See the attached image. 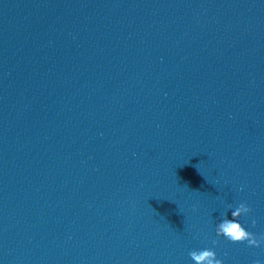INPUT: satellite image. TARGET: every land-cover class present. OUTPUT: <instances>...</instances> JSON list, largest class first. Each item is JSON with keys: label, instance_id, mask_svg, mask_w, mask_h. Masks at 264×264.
<instances>
[{"label": "water", "instance_id": "95a60500", "mask_svg": "<svg viewBox=\"0 0 264 264\" xmlns=\"http://www.w3.org/2000/svg\"><path fill=\"white\" fill-rule=\"evenodd\" d=\"M240 0H0V264H91Z\"/></svg>", "mask_w": 264, "mask_h": 264}, {"label": "clouds", "instance_id": "9594fccd", "mask_svg": "<svg viewBox=\"0 0 264 264\" xmlns=\"http://www.w3.org/2000/svg\"><path fill=\"white\" fill-rule=\"evenodd\" d=\"M228 210H231L230 216ZM252 211L246 201L240 202L235 207L227 204L226 210L221 213V218L214 223L215 236L232 244H244L248 248L264 247V233L250 230L257 226V220L252 219L250 226L241 220L242 217L249 216ZM219 244V239H212L211 246L194 248L188 255L193 264H225L224 259L217 252ZM252 264H264V259L257 258Z\"/></svg>", "mask_w": 264, "mask_h": 264}]
</instances>
